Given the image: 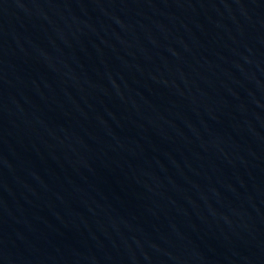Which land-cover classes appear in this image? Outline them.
Wrapping results in <instances>:
<instances>
[{
    "label": "water",
    "instance_id": "water-1",
    "mask_svg": "<svg viewBox=\"0 0 264 264\" xmlns=\"http://www.w3.org/2000/svg\"><path fill=\"white\" fill-rule=\"evenodd\" d=\"M0 264H264V0H0Z\"/></svg>",
    "mask_w": 264,
    "mask_h": 264
}]
</instances>
